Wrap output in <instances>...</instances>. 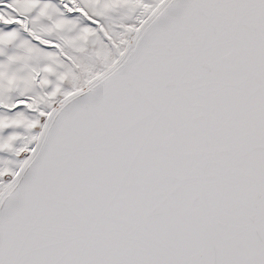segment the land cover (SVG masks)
<instances>
[{
  "label": "snow or ice",
  "instance_id": "6c2138e0",
  "mask_svg": "<svg viewBox=\"0 0 264 264\" xmlns=\"http://www.w3.org/2000/svg\"><path fill=\"white\" fill-rule=\"evenodd\" d=\"M0 264H264V0H0Z\"/></svg>",
  "mask_w": 264,
  "mask_h": 264
}]
</instances>
